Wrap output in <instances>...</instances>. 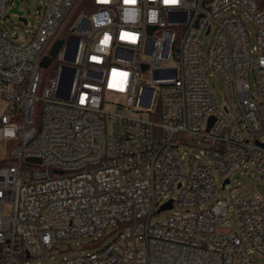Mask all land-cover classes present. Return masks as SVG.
<instances>
[{
    "label": "built area",
    "instance_id": "obj_1",
    "mask_svg": "<svg viewBox=\"0 0 264 264\" xmlns=\"http://www.w3.org/2000/svg\"><path fill=\"white\" fill-rule=\"evenodd\" d=\"M28 33L0 26V264H264V196L207 204L240 167L264 187V7L44 0Z\"/></svg>",
    "mask_w": 264,
    "mask_h": 264
},
{
    "label": "rangeland",
    "instance_id": "obj_2",
    "mask_svg": "<svg viewBox=\"0 0 264 264\" xmlns=\"http://www.w3.org/2000/svg\"><path fill=\"white\" fill-rule=\"evenodd\" d=\"M44 0H20V5L19 8L24 11V16L27 19V23L21 21L18 19V15L16 13H7V15L4 17V19L1 21L0 26L9 38H14L13 36H16V38L19 41H26L29 38V33L28 30L34 29V24L36 23V16L37 12L42 9ZM14 38V39H16ZM54 65H55V60H52V63L48 65L47 67L42 68L41 70V76H42V85L41 87H46L48 83L50 82L53 74H54ZM212 83H213V88H214V97L216 99V103L219 105L223 104V95H222V89L220 85V80L218 76L215 73H212ZM104 108L106 110H114L115 109V104L113 103H106ZM38 110V107L36 105V111ZM124 113H135L131 111L128 108H123ZM15 143L13 144H8L5 146V144L0 141V148L2 150L9 151L14 147ZM197 152L196 148H182L181 149V154H183V161L186 162L188 160V156L190 154H194ZM217 183V191L212 197L207 204H211L215 201L217 198L221 197H228L231 196L232 194L236 195V198L238 197H248L251 195H259V196H264V187L263 185L259 182V180L252 174V171L249 169H244V167L237 168L233 173L230 175V182L229 184L224 188L220 189L219 188V182L216 180ZM181 208L178 207H173L170 209H164L159 211L158 213L153 214L151 217V221H156L160 218H163L169 214H171L174 211L180 210ZM229 219L232 224V228L235 230L236 229V218L235 214L233 211V208H230L229 212ZM90 237H82L78 239H74L70 241V247L73 249H67L64 250L68 247H64V245L57 246V249L59 250H64L62 252H55L54 256L59 257L63 255H70L76 252L77 250H80V248L74 246L76 243H85L88 240H90ZM107 240V239H106ZM93 247H86L83 244L82 250L84 251H90L92 250ZM30 263H33V260L30 261Z\"/></svg>",
    "mask_w": 264,
    "mask_h": 264
},
{
    "label": "water",
    "instance_id": "obj_3",
    "mask_svg": "<svg viewBox=\"0 0 264 264\" xmlns=\"http://www.w3.org/2000/svg\"><path fill=\"white\" fill-rule=\"evenodd\" d=\"M19 5H20V0H13V6L9 9V11L11 13H16L18 15V19L25 22V18L22 16L23 10L19 8ZM60 42H61L60 40H57L55 42L53 47L50 49V52H49L50 55H53L56 52V49L59 46ZM49 60H50V57L45 56L41 61V65L45 66L49 62ZM212 119H213V117L211 116L209 118V121H208V126L210 125ZM226 182H228V179H225L224 183H226ZM168 207H170V199L168 201L162 203L158 210L163 209V208H168Z\"/></svg>",
    "mask_w": 264,
    "mask_h": 264
},
{
    "label": "trees",
    "instance_id": "obj_4",
    "mask_svg": "<svg viewBox=\"0 0 264 264\" xmlns=\"http://www.w3.org/2000/svg\"><path fill=\"white\" fill-rule=\"evenodd\" d=\"M258 7H264V0H254Z\"/></svg>",
    "mask_w": 264,
    "mask_h": 264
}]
</instances>
